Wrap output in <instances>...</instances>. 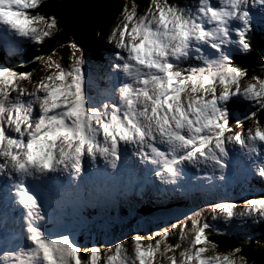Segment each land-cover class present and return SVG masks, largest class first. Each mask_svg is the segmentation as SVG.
Here are the masks:
<instances>
[{
    "label": "snow or ice",
    "instance_id": "snow-or-ice-1",
    "mask_svg": "<svg viewBox=\"0 0 264 264\" xmlns=\"http://www.w3.org/2000/svg\"><path fill=\"white\" fill-rule=\"evenodd\" d=\"M44 7L0 0V264H247L242 248L208 239L218 229L204 213L264 224V191L110 243L82 245L60 218L133 192L152 203L149 184L165 198L233 180L264 186V49L260 74L236 63L253 51L264 0L125 2L106 55L92 61L74 39L58 42L28 61L43 66L33 79L36 69L8 61L63 35Z\"/></svg>",
    "mask_w": 264,
    "mask_h": 264
},
{
    "label": "trees",
    "instance_id": "trees-1",
    "mask_svg": "<svg viewBox=\"0 0 264 264\" xmlns=\"http://www.w3.org/2000/svg\"><path fill=\"white\" fill-rule=\"evenodd\" d=\"M59 1L60 0H43L45 7L42 8L41 11L54 13L56 17H58ZM122 1L123 0H117L113 5H111L110 9H105L101 13V15L98 16L97 19H95V21H93L92 24L89 25V27H87V29L85 30L86 32L84 31V33H86L87 35L86 36L82 35L78 37L75 36L74 40L79 45H82V48H84V46H88V43L89 44L94 43V46H96L97 41L99 42L101 38H104L103 37L105 36L104 34L110 31L108 30L109 27L113 24V22H116V20L114 21L113 18L115 17L117 18V15H118L117 12L118 10L121 9L120 7H121ZM127 1H129V3L131 2V0H127ZM188 1L190 0H169L170 3H176L178 5L185 4ZM136 3L140 6L139 10L142 11L146 4V0H136ZM60 26L62 28L61 24ZM112 27L113 25L111 26V28ZM256 31H257V28H255L254 33L249 34V39L252 44L253 51L247 55L241 54L237 56L236 58V63L239 64L241 67L247 68L249 75H252L254 71L256 74H260V64H261L260 55H261V50L264 49V29L262 31V35L257 34ZM98 33H101L102 36L96 37ZM59 37L60 36L57 35L53 41L45 42L43 44L30 43V44L25 45L23 51L20 54L14 57H11L9 59L8 61L9 66L16 67L17 65H19V67L17 68L18 71H25V70L31 71L32 69H36V71L33 73V79H36L39 75L43 74L42 65H40L39 63H28V61L34 60L35 57L45 56L50 51L52 46L55 43H58V40H59V43H62L60 42ZM98 47H100L99 44H98ZM93 54L95 56H98V54H96L95 52ZM235 111L239 116H243L245 110L241 108H237V109H234V112ZM234 122L235 121L233 120L232 123ZM245 124H247V122H245ZM257 183H258L257 185H259V182ZM260 189H264V186L260 185ZM220 196L225 197V199L222 201H234L236 204H242L243 199L246 197H249V196H244L242 194H239L238 196H236V198H234V196L228 195L227 192H225L224 195L221 194ZM233 198L236 200H232ZM134 199L135 197L133 196L132 201H134ZM213 203H215V201ZM207 205L208 204L205 202L204 207H202L203 205H201L200 208L207 209ZM192 207L197 208V206L195 205H193ZM152 210H153L152 208L146 206L144 211L151 212ZM109 214H111V212ZM122 214L125 216L130 215L128 212V209H125L124 211H122ZM113 219L114 218L108 220L109 222L103 220L102 222H104V224L100 225V226H105V224L107 225L109 223L110 225L108 226L110 229L109 231L106 230V232H104V230H102L100 233L98 232L99 233L98 235L100 236L101 234H106L105 236L108 237V239L110 240V241L108 240L107 243L113 242L116 239H128L130 238L131 234L134 232H140L143 235H147L148 232L156 231L159 228V227H155V223H152L151 221H148L145 224H142V223L132 224L131 222H135V221H132L130 219L128 221H131V222L120 221V222H115V223ZM98 222H101V220H98ZM166 224L167 223L165 222L158 223V225L161 227L166 226ZM239 225L241 226V224ZM239 225L237 226L240 227ZM63 226L65 227V225ZM95 226H98V225H95ZM247 227L251 231L252 229L255 228V230L252 232L253 234L257 233V236L255 237L256 239L244 240L243 236L244 234H246L245 233L246 231H243V228L234 230L232 231L233 233L231 232L228 233L227 231H212V230H206V232L208 235V239L215 242L217 245H219L220 249L222 250H226L230 247L242 248L243 249L242 253H239L238 255H243L244 257H246L247 264H264V224L253 225L249 222L247 224ZM105 228H107V226H105ZM71 231L73 232L78 231L80 232V234H82L81 235L82 237L78 239V242L82 245H91L92 243H98L97 241L91 240V236L89 234L86 235V233H83L85 231L81 230V226H76V227L73 226V229ZM235 232L237 233V235L241 236L243 240L238 241V239L236 238L237 235L234 234ZM168 241L169 243H174L175 236L168 237ZM81 255L83 256V253Z\"/></svg>",
    "mask_w": 264,
    "mask_h": 264
},
{
    "label": "rangeland",
    "instance_id": "rangeland-1",
    "mask_svg": "<svg viewBox=\"0 0 264 264\" xmlns=\"http://www.w3.org/2000/svg\"><path fill=\"white\" fill-rule=\"evenodd\" d=\"M63 0H60L59 1V4H58V14H59V8H60V3L62 2ZM125 2H129V1H127V0H123L122 2H121V7H122V5L125 3ZM189 4V3H188ZM183 5H187V3H185V4H182L181 6H183ZM120 7V8H121ZM107 9H110V7L109 8H107ZM105 10V9H104ZM103 10V11H104ZM102 11V12H103ZM102 12H100L96 17H95V19H97V17L98 16H100L101 15V13ZM120 12V10H118V12H117V14ZM113 18V17H112ZM95 19L93 20V21H95ZM113 20L115 21L116 20V17L115 18H113ZM92 21V22H93ZM92 22L90 23V24H92ZM113 22V21H112ZM112 22H111V24H112ZM116 22H113V24L112 25H114ZM62 25V24H61ZM111 25V26H112ZM111 26L109 27V29L108 30H111L110 28H111ZM62 30H63V34H64V32H65V27L62 25ZM86 30V29H85ZM84 30V31H85ZM84 31H82L80 34H73V35H71V36H67L64 40H61L60 39V37L62 36V35H59L60 37H59V39H60V42H62V43H67V41L68 40H73L74 39V37L76 36V37H78V36H82V35H84V36H86L87 34L86 33H84ZM86 32V31H85ZM109 32V31H108ZM107 32V33H108ZM84 33V34H83ZM105 35V34H104ZM102 35H101V33H98L97 34V36L96 37H101ZM104 38L106 37V35L105 36H103ZM79 39V38H78ZM58 42H59V40H58ZM104 42H103V38H101V42H98L97 41V43H96V46H94V43L92 44H89L88 43V46H84V50H85V54H86V56H88V58L90 59V60H92V61H94V59L96 60V57L97 56H95L93 53L95 52L96 54H98V55H100V54H103V55H105V54H107V52H106V50H108V49H110V46H108V45H105V44H103ZM98 44H99V46L100 47H98ZM84 45V44H83ZM81 47H82V45H80ZM105 48V49H104ZM58 51H60L62 54H64V55H66V57H67V51L65 50V49H59ZM91 52H93V53H91ZM92 55H93V57H92ZM65 57V58H66ZM94 58V59H93ZM43 67V66H42ZM44 74V73H43ZM235 115H237L236 114V112L234 113ZM257 182H259L258 180H253L252 181V188L251 189H249V187L247 186V185H241V183H238L237 181H235V180H233L232 182H230L229 183V185H227V186H225V187H221V188H216V189H213V190H208V192L206 191V193L207 194H205V195H202V196H198V197H194V195L192 196V197H187V198H185V197H183V198H179V199H177V198H174L175 199V201L176 202H173V204L171 205V207H169V208H167V209H164V210H156L157 212H160V213H162V212H168L171 208H173L174 206H177V207H179V208H181V206H183V207H188V206H192V205H195V206H197V209L198 208H200L201 207V205H203V204H205V202L207 203V204H209V203H213L214 201H215V203H218V202H220V201H222V200H224L225 199V197H223V196H220V193H219V191H226L227 192V194H229L231 191H235V194H233V196H234V198H236V196H238L239 195V193L240 194H242V195H244V196H251V195H253V194H256V195H258V194H260L261 193V191L263 190L264 191V189H260V184L259 185H257L258 183ZM230 189H229V188ZM199 190V189H198ZM201 194H202V192H200ZM232 199V200H236V199ZM227 200V199H226ZM100 205L101 206H103L104 205V203H103V201H100ZM109 205L110 206H112L113 204L112 203H109ZM156 207H157V205H156ZM239 209H237V211H238ZM128 211L129 212H136V213H138V217H146V215H144V213H146V214H148V213H150L149 211H144L143 209H142V207L140 206V205H138V206H136V207H132L131 209H128ZM79 214V213H78ZM105 214L107 215V216H109L110 214H109V212H105ZM155 214L156 213H153L152 215H154L155 216ZM168 215V214H167ZM162 216V215H161ZM204 216H205V218L207 219V221H208V223H210V224H213V225H215L216 226V228L218 229V231H227L228 233L229 232H231V233H233L232 231H234V230H237V229H241V228H243V231H246L245 233L246 234H244V240H251V239H256L255 237L257 236V233H254L253 234V232L252 231H254L255 230V228L254 229H252V231L247 227V225H245V226H240V227H238L237 226V223H236V220L234 219L233 220V223L232 224H226L222 219H220V220H212L211 219V217H210V215H209V213L207 212V211H205V213H204ZM88 217H90V216H86V219L88 218ZM61 219H63V217L61 218ZM135 222H131L132 224H137V223H139L137 220H134ZM167 222H165V223H170L169 221H174V219H168V220H166ZM159 222H162V221H159ZM159 222H156L155 223V227H161V226H159L158 225V223ZM102 224H104V222H98V220H93V221H91V220H89V222H87L86 223V225H85V227L83 228V227H81V230L82 231H85V232H83V233H86V235L87 234H89L90 236H91V240H94V241H97L98 243H107L108 242V237H106L105 235L106 234H101V236L100 235H98L102 230H104V232H106V230L107 231H109L110 229H109V227L108 226H110V225H106L105 224V226H107V228H105V226H100V225H102ZM95 225H98V226H95ZM73 226L74 227H76L75 225H73V224H68V226L66 225L65 227L68 229V230H72L73 229ZM190 226V225H189ZM235 226V227H234ZM95 227H97V228H95ZM219 229H221V230H219ZM239 231V230H238ZM99 232V233H98ZM248 232V233H247ZM234 234H236L237 235V233L235 232ZM74 235H75V238L78 240L80 237H82L81 235L82 234H80V232H75L74 231ZM237 239H238V241L240 240H243V238L241 237V236H239V235H237V237H236ZM110 241V240H109Z\"/></svg>",
    "mask_w": 264,
    "mask_h": 264
},
{
    "label": "water",
    "instance_id": "water-1",
    "mask_svg": "<svg viewBox=\"0 0 264 264\" xmlns=\"http://www.w3.org/2000/svg\"><path fill=\"white\" fill-rule=\"evenodd\" d=\"M117 0H63L60 3L58 21L65 27L67 36L80 34L89 27L95 17L104 9L111 7Z\"/></svg>",
    "mask_w": 264,
    "mask_h": 264
}]
</instances>
